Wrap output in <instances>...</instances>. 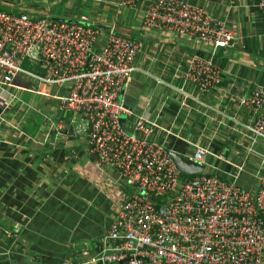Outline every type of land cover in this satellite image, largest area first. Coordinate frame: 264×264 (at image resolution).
<instances>
[{
	"label": "built area",
	"instance_id": "obj_1",
	"mask_svg": "<svg viewBox=\"0 0 264 264\" xmlns=\"http://www.w3.org/2000/svg\"><path fill=\"white\" fill-rule=\"evenodd\" d=\"M122 4L142 7L141 27L173 32L200 44L178 69L180 86L173 88L187 100L193 99L188 85L209 100L218 99L202 103L207 110L202 133L189 141V149L179 152L203 170L185 181L169 148L154 137L155 128L165 135L172 134L171 128L137 113L120 97L143 44L119 33L114 23L101 27L0 8V139L8 128L26 136L22 126L31 106L21 94L55 98L59 110L70 114V125L86 139L89 151L133 188L115 211L101 252L87 263L262 264L264 84L234 88L238 77L217 64L218 50L233 45L234 33L205 7L190 0H122ZM256 7L264 16V0H256ZM24 61L34 71L22 68ZM225 74L235 81L223 87ZM225 100L237 112H227L228 104L221 108ZM239 110L249 117L240 118ZM32 112L44 121L46 136L62 134L61 123L38 108ZM161 112L162 107L158 115ZM209 123L213 132L202 145ZM222 128L227 133L220 137ZM216 134L220 142L212 137ZM233 150L239 152L237 158ZM253 156L258 157L252 162L258 183L251 190L239 178ZM81 252L87 255L88 247Z\"/></svg>",
	"mask_w": 264,
	"mask_h": 264
},
{
	"label": "crops",
	"instance_id": "obj_2",
	"mask_svg": "<svg viewBox=\"0 0 264 264\" xmlns=\"http://www.w3.org/2000/svg\"><path fill=\"white\" fill-rule=\"evenodd\" d=\"M5 1L0 0V8L32 17L67 18L101 27L114 23L119 33L141 41L142 50L134 62L136 70L121 94L122 99L147 119L170 127L169 135L155 128L154 137L178 153L189 149V141L202 133L206 124L204 112L207 113L202 103L218 99L211 101L188 85L186 91L193 99L187 100L173 88L180 86L178 69L200 48L195 39L141 27L142 7L125 6L122 0ZM190 1L223 20L234 33L233 45L217 53V64L238 77L234 88L249 89L254 84H264V16L256 7V0ZM231 74H225L223 87L234 80ZM242 81L247 83L241 85ZM51 91L64 94L56 88ZM41 99L34 105L38 109L41 105L44 115L63 125L62 134L51 132L46 136L49 130L42 118L26 114L22 126L26 136L8 128L0 139V264H60L66 256L81 258L83 264H128L87 261L101 252L102 238L115 211L133 188L119 177L114 167L92 159L86 139L73 130L70 114L59 110L57 99ZM183 102L188 107H181ZM232 105L225 100L220 107L226 106L229 113L237 112ZM177 113L180 115L175 119ZM237 114L242 119L249 117L240 110ZM125 127L129 129L127 121ZM212 129L213 125H206L202 145L209 142ZM226 133L222 128L219 136ZM212 137L220 142L218 134ZM239 155L234 154L235 158ZM257 159L251 158L239 178V183L251 190L258 183L252 165ZM84 246L88 247L87 255L81 252Z\"/></svg>",
	"mask_w": 264,
	"mask_h": 264
},
{
	"label": "water",
	"instance_id": "obj_3",
	"mask_svg": "<svg viewBox=\"0 0 264 264\" xmlns=\"http://www.w3.org/2000/svg\"><path fill=\"white\" fill-rule=\"evenodd\" d=\"M222 49L224 48H220L219 51H222ZM123 92H121L122 94ZM120 97L122 98V95H120ZM121 124L122 126L124 125V118L121 119ZM167 151L169 152V154L171 155L175 165L177 166V168L179 169V171L185 176V181L188 180L189 176L191 175H195L197 173H200L203 170V166L192 162L188 159H185L180 153H178L175 150H171V149H167ZM233 154H236V151H232ZM92 159L97 161V156L95 153L92 154ZM124 262H127V260H125ZM60 264H83L82 263V259H70L69 256L65 257V260L63 262H61Z\"/></svg>",
	"mask_w": 264,
	"mask_h": 264
},
{
	"label": "rangeland",
	"instance_id": "obj_4",
	"mask_svg": "<svg viewBox=\"0 0 264 264\" xmlns=\"http://www.w3.org/2000/svg\"><path fill=\"white\" fill-rule=\"evenodd\" d=\"M1 1H3V2L6 3L5 0H1ZM84 11H85V9H84ZM64 20H69V19L64 18ZM22 68H24V69H26V70H29V71H34V68L29 64V62L24 63V64L22 65ZM23 77H24V76H22V78H23ZM30 98H32V99H30ZM23 100H24L26 103H29V104H30V106H31V107H30V108H31V110H30L31 115L37 117V114H36V113H33L32 110L37 108V107L34 105V103H36V104L38 105L39 102H42L41 97H38V96H32V95L28 94V95H25V96L23 97ZM39 109L42 110V112H44V108L41 107V105L39 106ZM79 136H80V135H79ZM82 138H83V136H82ZM85 157H86V156H85ZM84 161H85V160H83L82 162H84ZM247 176L250 177L248 174H247Z\"/></svg>",
	"mask_w": 264,
	"mask_h": 264
},
{
	"label": "trees",
	"instance_id": "obj_5",
	"mask_svg": "<svg viewBox=\"0 0 264 264\" xmlns=\"http://www.w3.org/2000/svg\"><path fill=\"white\" fill-rule=\"evenodd\" d=\"M1 9H2V8H1ZM26 62H28V61H24V63H26ZM24 63H23V64H24ZM184 177H185V176H184Z\"/></svg>",
	"mask_w": 264,
	"mask_h": 264
}]
</instances>
